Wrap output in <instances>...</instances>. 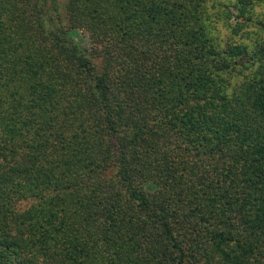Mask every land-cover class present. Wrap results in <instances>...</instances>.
Segmentation results:
<instances>
[{
    "label": "trees",
    "instance_id": "1",
    "mask_svg": "<svg viewBox=\"0 0 264 264\" xmlns=\"http://www.w3.org/2000/svg\"><path fill=\"white\" fill-rule=\"evenodd\" d=\"M0 264H264V0H0Z\"/></svg>",
    "mask_w": 264,
    "mask_h": 264
},
{
    "label": "rangeland",
    "instance_id": "2",
    "mask_svg": "<svg viewBox=\"0 0 264 264\" xmlns=\"http://www.w3.org/2000/svg\"><path fill=\"white\" fill-rule=\"evenodd\" d=\"M61 12H64V6L67 0H58ZM255 21V20H254Z\"/></svg>",
    "mask_w": 264,
    "mask_h": 264
}]
</instances>
